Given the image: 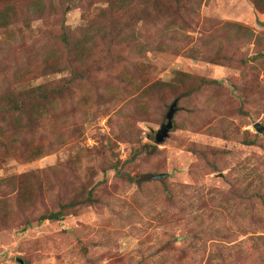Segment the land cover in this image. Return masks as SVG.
Returning a JSON list of instances; mask_svg holds the SVG:
<instances>
[{"label":"rangeland","instance_id":"374dc122","mask_svg":"<svg viewBox=\"0 0 264 264\" xmlns=\"http://www.w3.org/2000/svg\"><path fill=\"white\" fill-rule=\"evenodd\" d=\"M39 1L0 0V99L48 81L71 89L40 113L43 121L1 105L0 184L38 196L23 210L17 193L0 187L8 210L0 264H264V205L229 196L264 185V133L254 128L264 125V27L256 22L264 21V0L173 1L166 29L167 18L156 25L145 15L113 27V0H43V14L29 12ZM131 24L135 42L107 39L83 70L43 73L42 54L60 46L64 30L108 25L115 35ZM129 77L144 82L142 92ZM194 78L211 84L179 103L169 136L157 143L176 92L149 96L145 82L176 88ZM207 146L217 151L201 160ZM36 148L43 153L26 160ZM92 192L95 203L62 208ZM59 210L63 219L39 222Z\"/></svg>","mask_w":264,"mask_h":264},{"label":"trees","instance_id":"16d2710c","mask_svg":"<svg viewBox=\"0 0 264 264\" xmlns=\"http://www.w3.org/2000/svg\"><path fill=\"white\" fill-rule=\"evenodd\" d=\"M2 1H7V0H2ZM173 1L178 2L180 0H113L110 3L112 11L115 15L112 26L113 27L118 26V24H120V22L124 20H128V22H126L125 24H130L129 20L135 19L136 15L138 16L145 15L147 17L142 18L141 20L147 21L148 18L149 19L151 18L156 23V25L164 22V19L167 18L166 19L167 21H165L166 25L165 27H163L164 29H166L167 24L169 23L168 21V17H170L169 13L173 8ZM257 2L259 3L260 0H257ZM10 10L12 9L9 8V11ZM28 11L31 13L38 12L40 14H43L46 11L44 1L41 0L39 2L33 3L32 7L29 8ZM154 13L156 15H154ZM127 15L129 16L128 18L126 17ZM106 17H107V13H105V15L103 16V20ZM1 19L5 21L6 16ZM184 24H187V22H184ZM131 25H128L121 30L119 29L115 35L113 34L110 35L109 30L106 28L108 27V25L106 26L103 25L102 27L96 28L95 30H92L91 28L88 29L87 27H83V26L77 27L76 29L73 30L72 29H69L68 31L64 30L61 33V35L57 37L58 40H56L60 44V46L49 47L42 54L43 56L42 60L44 62L43 73L44 74L61 73L66 71L68 67L74 69L76 66H81L83 70L86 67L87 63L94 57L98 48L101 47L102 42H104L105 40L108 39L111 44H122L132 40L133 37H135L134 34H135L136 25L134 27L133 25L132 26ZM124 29L131 30L133 32V35L131 37H128ZM133 40L135 42L137 38L136 40L135 39ZM135 45L139 46L138 43H135ZM36 74L37 72L35 71L32 75V79L36 78L37 76ZM74 78L75 77L73 76V78L66 79L67 84H72V82L75 80ZM129 81L130 84L134 87V92L140 91L144 85V82L140 83L134 77L132 78L129 77ZM54 83L56 82L48 81L45 83L28 85L24 88H20L8 92L0 99L1 102L0 108L2 105L3 106L2 110L5 111V113H9L10 115L17 114L18 119H20L21 114L28 113L32 119L43 121L42 115L40 116V113L46 112L45 109L48 108L49 106H54L55 101L59 99L58 97H64L63 93L71 89L70 87H66L67 85H62L57 83L54 84ZM145 84H146L145 92L149 96L156 93L160 89H164L165 91L172 90L173 92H176L174 94L175 95L174 99L177 100V111H178L179 108L180 109L183 108L179 104L182 100L191 101L192 99H194V97L201 95L203 93V89L210 86L211 81L194 78V81L189 82L188 79L187 81H185L182 87L178 86L176 88L172 84L163 81H155L154 83H151L149 85H147V82H145ZM141 92L138 94L139 97ZM150 103L151 102L147 98V102H145L147 108L150 106ZM192 113H193L192 111L189 112L190 117L193 116ZM0 132H1L0 133L1 136L4 137L6 133L5 130L0 129ZM54 138H55L54 140H56L58 137L54 136ZM244 142L248 145H256L257 140L256 138H250V139L247 138L245 139ZM54 143L56 144V141H54ZM41 148H36L35 150L24 152L27 154L25 159L31 161L37 158L38 156H40L43 153ZM216 151L217 149H213L207 146L205 150L199 151V157L201 160H204L208 158L209 152L214 153ZM14 183L10 184V181L9 183L2 182L0 184V187L9 190V194L16 192L17 195L20 197L19 204L23 207V210L34 208L36 205L35 201L37 200L38 195L33 190L24 188L23 185L20 183H16V182ZM234 183L236 184V182ZM165 191L167 193L168 200L174 201L175 198L174 192L171 191V189L168 186L165 187ZM229 193H230L229 196H231V198L232 196H236V197L240 196L239 200L252 201L253 203H255L256 200H259L261 204L264 205L263 182L260 183L251 191L248 190V187L245 188L234 187L230 189ZM4 201L7 200H2L0 202H4ZM88 202L90 203L96 202V198L93 197V192L89 193V195L86 198L84 197L83 199L80 200H71L66 204H62V208L63 209L68 207L72 208L75 207L77 204L84 205ZM7 212H8L7 208L5 206L0 205V221L1 218L5 219L6 216L4 215ZM63 218H64V211L59 210V211H51L49 213L42 214L38 220L39 222H43L44 220H61ZM12 221H14V217L13 215H9V223H11Z\"/></svg>","mask_w":264,"mask_h":264},{"label":"water","instance_id":"95a60500","mask_svg":"<svg viewBox=\"0 0 264 264\" xmlns=\"http://www.w3.org/2000/svg\"><path fill=\"white\" fill-rule=\"evenodd\" d=\"M257 24L261 27H264V21H260L257 19ZM177 111V100H175L171 106L168 109V112L166 114V122L161 125V128L158 130L156 134V142L157 143H162L167 139V137L170 134L171 129L173 128V119L174 115ZM254 128L257 130L259 133H264V125L261 122H256L254 124ZM152 178L155 179H160L162 177V174H157V175H151ZM21 264H28L24 262L22 259H19Z\"/></svg>","mask_w":264,"mask_h":264}]
</instances>
